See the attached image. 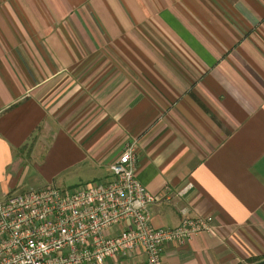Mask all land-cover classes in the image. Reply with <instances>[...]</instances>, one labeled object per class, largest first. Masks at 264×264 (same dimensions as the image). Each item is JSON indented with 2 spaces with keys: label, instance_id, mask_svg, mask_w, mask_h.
I'll use <instances>...</instances> for the list:
<instances>
[{
  "label": "crops",
  "instance_id": "obj_1",
  "mask_svg": "<svg viewBox=\"0 0 264 264\" xmlns=\"http://www.w3.org/2000/svg\"><path fill=\"white\" fill-rule=\"evenodd\" d=\"M131 142L154 228L214 218L164 264L264 260V0H0V194L105 181Z\"/></svg>",
  "mask_w": 264,
  "mask_h": 264
},
{
  "label": "built area",
  "instance_id": "obj_2",
  "mask_svg": "<svg viewBox=\"0 0 264 264\" xmlns=\"http://www.w3.org/2000/svg\"><path fill=\"white\" fill-rule=\"evenodd\" d=\"M105 181L63 189L0 194V264H164L168 245L216 228L209 215L182 208L173 228H154L151 208L161 199L139 181L137 142L125 145ZM188 183L165 199L183 197Z\"/></svg>",
  "mask_w": 264,
  "mask_h": 264
},
{
  "label": "rangeland",
  "instance_id": "obj_3",
  "mask_svg": "<svg viewBox=\"0 0 264 264\" xmlns=\"http://www.w3.org/2000/svg\"><path fill=\"white\" fill-rule=\"evenodd\" d=\"M122 149L123 148H121V151H122ZM93 183L94 182H96V181H92ZM92 182H88V183H85V184H91ZM56 185H58L59 187H61V188H63V189H69L68 187H64L63 185H61V184H56ZM36 191H38V190H36ZM29 192H31V191H29Z\"/></svg>",
  "mask_w": 264,
  "mask_h": 264
},
{
  "label": "trees",
  "instance_id": "obj_4",
  "mask_svg": "<svg viewBox=\"0 0 264 264\" xmlns=\"http://www.w3.org/2000/svg\"><path fill=\"white\" fill-rule=\"evenodd\" d=\"M257 262H260V261L257 259H249V264H255Z\"/></svg>",
  "mask_w": 264,
  "mask_h": 264
},
{
  "label": "water",
  "instance_id": "obj_5",
  "mask_svg": "<svg viewBox=\"0 0 264 264\" xmlns=\"http://www.w3.org/2000/svg\"><path fill=\"white\" fill-rule=\"evenodd\" d=\"M255 264H264V260L263 261H260V262H257Z\"/></svg>",
  "mask_w": 264,
  "mask_h": 264
}]
</instances>
